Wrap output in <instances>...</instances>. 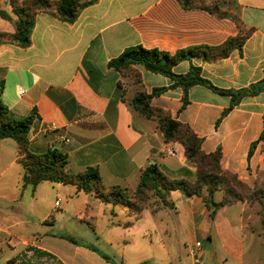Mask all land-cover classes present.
Returning a JSON list of instances; mask_svg holds the SVG:
<instances>
[{"label":"crops","instance_id":"1","mask_svg":"<svg viewBox=\"0 0 264 264\" xmlns=\"http://www.w3.org/2000/svg\"><path fill=\"white\" fill-rule=\"evenodd\" d=\"M196 1L197 6L185 9L178 0H99L84 8L74 23L39 13L28 48L1 45L3 101L16 119H33L28 151L35 155L59 151L68 158L66 172L73 175L96 168L104 188L132 186L151 164L171 180L196 181L197 168L188 162L185 148L165 140L158 118L148 119L130 105L140 90L134 79L109 67L132 47L174 55L193 46L219 47L239 37L240 28L230 16L219 17L206 9L221 3L229 14L239 16L246 31L252 30L242 51L234 50L216 61L192 58L175 66L173 73L188 76L192 68L200 69V77L212 87L235 94L260 84L264 80V0ZM0 12L8 18L0 16V34H14L17 17L9 0H0ZM133 70L146 95L161 91L152 98L151 107L189 126L205 154L220 151L223 171L251 188L262 181L264 92L249 93L231 107V95L201 84L185 94L169 77L139 65ZM16 145L11 148L0 141V264H124V255L110 257L90 243L63 235L57 228L59 202L53 199L64 200L63 210L81 217L88 215L93 196L111 204L74 184L43 182L23 188L25 173ZM170 198L181 225L195 243L208 241L206 252H211L212 223L228 207L211 220L201 198L182 191H173ZM242 205L245 213L249 206ZM132 227V223L122 224L114 229L125 233ZM261 230L259 237L264 238V226ZM232 231L243 239V226ZM239 256L242 261L243 255ZM143 260L137 264L149 261ZM202 264H206L203 259Z\"/></svg>","mask_w":264,"mask_h":264},{"label":"trees","instance_id":"2","mask_svg":"<svg viewBox=\"0 0 264 264\" xmlns=\"http://www.w3.org/2000/svg\"><path fill=\"white\" fill-rule=\"evenodd\" d=\"M99 0H9L16 17V32L14 34L1 33L0 46L3 44H14L21 48H28L31 45V35L35 26V17L39 13L52 14L64 22L74 23L80 12L89 6L96 4ZM185 9H190L199 3L196 0H178ZM200 3H203L202 1ZM221 4L215 3L206 9L213 15L219 17L230 16L240 28V36L229 39L219 47L193 46L178 51L171 55L166 52L153 49L148 50L141 46L132 47L124 51L118 58L109 63V67L120 73H128L140 90L132 100V108L142 116L160 120L159 127L167 142L180 143L186 152L188 162L197 168L196 181H175L168 178L156 165L151 164L141 172L138 199L146 201V193L153 191L159 196H171L173 191H182L190 197H198L203 200L210 212L211 220H214L218 212L224 207L234 206L237 203H244L245 200H256L264 196V183L262 187L256 184L253 188L241 182L237 176L225 172L221 168L220 151L214 154H205L201 149V140L192 129L180 122L172 120L162 110L153 109L151 100L161 91H154L146 95L140 85V76L133 66H142L146 70L171 78L177 85L183 87L185 94L190 87L201 84L215 91H219L200 77V69L192 68L188 76H177L173 68L179 63L192 58H201L204 61H216L228 58L234 50L242 51L243 46L252 30L246 31L238 15H231L222 10ZM2 18H7L4 12H0ZM221 93L233 97L232 106L238 104L245 95L264 92V80L253 86L248 92ZM4 85L0 84V141L13 139L19 146L18 163L24 170L22 187H37L43 182L61 183L64 185L74 184L80 191L95 194L102 202L113 206L122 205L141 214L128 203V198L119 187L114 192H103L100 187L102 179L98 169L89 168L84 173L73 175L66 172L68 158L57 150H50L43 155H35L28 151V135L30 133L33 119H16L3 101ZM231 109V108H230ZM264 140V135L261 137ZM252 153V152H251ZM222 192L223 197L216 201V194ZM173 206V204H171ZM130 227L129 224L125 225Z\"/></svg>","mask_w":264,"mask_h":264},{"label":"rangeland","instance_id":"3","mask_svg":"<svg viewBox=\"0 0 264 264\" xmlns=\"http://www.w3.org/2000/svg\"><path fill=\"white\" fill-rule=\"evenodd\" d=\"M220 6L222 10L225 9L223 4ZM5 142L10 144L11 148H17L13 139H7ZM263 183L264 178L258 186L262 187ZM138 186L139 181H136L130 187L104 188L101 185L100 189L108 193L114 192L119 187L125 192L130 206L143 212L147 211L141 212L142 216L122 205H104L93 196L88 215L81 217L71 211H64L66 202L54 198V202H59L58 230L78 243L94 245L98 251L110 257H113L111 254L118 255L119 258L124 255L126 260L124 264H137L138 259H144L145 262L149 260L145 264H195L190 255V250L195 245V238L189 234L185 226L181 225L175 206L171 205L172 199L148 191L146 201L140 202ZM30 190L27 192L29 193ZM221 199L222 192H218L216 201ZM244 203L249 206L245 213L242 212L243 203L239 202L226 208L217 221L212 223L211 252H206L208 241L202 242V259L206 264H264V238L259 237L264 226V196L253 201L245 200ZM55 218L56 216L53 220ZM131 223L132 230L125 233L114 229L115 226L131 225ZM237 226L244 227L242 240L232 231ZM124 234L127 235L126 239L123 238ZM110 240L114 241L113 245H110ZM239 255H243L242 261ZM118 260L121 262V259Z\"/></svg>","mask_w":264,"mask_h":264},{"label":"built area","instance_id":"4","mask_svg":"<svg viewBox=\"0 0 264 264\" xmlns=\"http://www.w3.org/2000/svg\"><path fill=\"white\" fill-rule=\"evenodd\" d=\"M172 155V153L170 154ZM202 252H203V244L202 242H197L190 250V255L194 259L195 264H202Z\"/></svg>","mask_w":264,"mask_h":264}]
</instances>
